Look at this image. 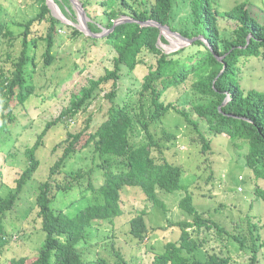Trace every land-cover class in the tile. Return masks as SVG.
<instances>
[{
  "label": "trees",
  "instance_id": "1",
  "mask_svg": "<svg viewBox=\"0 0 264 264\" xmlns=\"http://www.w3.org/2000/svg\"><path fill=\"white\" fill-rule=\"evenodd\" d=\"M54 1L68 6L69 13L62 9L66 17H75L69 0ZM78 2L90 18L87 30L94 36L90 35L89 39L114 49L113 68L106 69L100 77L88 79L87 84L72 95L69 105L45 124L34 144L26 148L25 168L16 178L15 186L0 196V256L4 257V264H84L78 246L88 241V228L94 221L103 219L113 223L115 218L122 216L121 195L127 189H137L147 202L164 211L166 207L158 198V190L170 193L185 189L181 183V167L166 158L162 146L163 142L175 140V134L164 131L161 137L156 138L150 127L170 110L175 111L197 132L199 123L192 120L191 114L196 115L214 134H224L232 141L246 142L247 166L256 179L264 180V91H243L236 81L240 62L250 57L264 58V12L262 19L258 20V13H254L253 6L247 1L236 3L229 10H222L217 0H188L187 14L182 21L184 26H179L173 20L176 0ZM34 3L39 11L33 17L25 22L12 23L22 29L19 54L14 59L7 54L6 59L0 61L4 63H0L2 125L13 122L14 109L18 105L23 107L30 97L36 96L37 87L46 89L49 85L51 74L47 76L45 72L49 71L55 60L54 45L58 28L64 26L72 29L73 36L80 34L76 28L64 25L51 14L47 0H34ZM92 3L102 8V14L107 18L104 25L107 33L100 37L96 35L102 32V28L97 26L95 16L89 10ZM122 15L128 19L117 22ZM221 17L237 23L230 36L222 35L218 24ZM148 21L179 32L191 40L190 45L171 53L163 52L158 47V42L163 41L160 28L147 24ZM38 25H42L43 31L36 36L33 28ZM13 37L14 33L7 23L0 21V48L10 43ZM191 47L198 48L192 59H182L180 55ZM38 51L41 52L39 62L43 63L39 71L36 70L39 68ZM144 52L154 60L149 62L139 88L131 90L123 104H114L122 68L133 71L142 63L140 55ZM109 81H112V87L103 97L112 104L105 119L94 131H89L91 119L88 118L87 124L79 132L68 133L60 143L63 145L62 155L50 165L48 178L39 185L34 222L44 233L43 241L29 255L7 259L4 255L6 246L18 240L16 236L13 239L6 216L14 209L24 186L40 166L36 152L43 145V137L63 117L73 118L84 112ZM186 84L198 96V100L191 102L190 111L174 103H164L162 97L167 90ZM138 129L142 130L143 135L141 143L137 145L130 136ZM200 139L203 142L202 150L206 152L211 140L201 134ZM85 149L91 151L90 166L86 164L68 170L61 180L56 179L55 176L62 174L66 168L67 161L76 155H83ZM95 158L100 162H96ZM113 160H119L120 163L115 172L108 170ZM96 171H101L98 177ZM93 175L96 179L101 178L102 183L96 182ZM82 185H85V189L78 190L79 197L73 198L66 208L55 209L53 204L57 198L73 193L74 189ZM87 190L93 199L85 194ZM255 192L264 200V190L257 188ZM179 207L193 219L170 223L179 228V237L166 242L163 250L155 253L152 264H230L227 253L222 251L205 250L200 257L198 251L203 242L193 239L187 230L193 226L214 228L220 237L231 238L241 250L250 251L252 264H258L259 253L264 251V216L257 217L253 222L251 216L247 215L235 221L234 229L229 231L203 217L192 203L190 193L186 192L180 199ZM134 211L127 222L128 234L137 243L143 244L146 238L150 239L151 229L145 219L147 211L145 208ZM117 255V263H111L103 257H97L93 263L128 264L125 257L119 253Z\"/></svg>",
  "mask_w": 264,
  "mask_h": 264
},
{
  "label": "rangeland",
  "instance_id": "2",
  "mask_svg": "<svg viewBox=\"0 0 264 264\" xmlns=\"http://www.w3.org/2000/svg\"><path fill=\"white\" fill-rule=\"evenodd\" d=\"M69 1L71 8L76 13L73 18L66 17L62 12L64 9L69 13L65 3L47 0V4L54 17L64 25L73 26L80 34L73 36L72 29L64 26L58 28V36L54 45L55 60L49 71L45 72L47 76L49 73L51 74L49 85L46 89L37 87L36 96L30 97L23 107L18 105L14 109L13 122H6L5 125L0 124V196L5 195L10 188L15 186L16 178L27 164L25 150L34 144L45 124L55 119L61 110L69 105L72 95L86 85L88 79L100 77L104 75L106 69L113 68V58L116 55L114 49L100 41L93 43L89 39L90 35L94 36L87 30V22L90 18L86 16L78 0ZM217 1L222 10H229L236 3L247 1L253 6L254 13H258V20L263 17L264 0ZM187 3L188 0H176L175 2L173 20L179 26H184L182 21L187 14ZM89 10L95 16L94 21L97 26L102 28V32L96 36L100 37L106 34L107 29L104 25L107 18L102 14V8L92 3ZM38 11L39 8L34 0H0V21L7 23L14 33L10 43L3 45L2 49L0 48V61L6 59L7 54H10L11 59H14L21 48L20 32L22 29L13 26L12 23L25 22ZM127 19L125 15H122L117 22ZM218 24L223 36H230L237 25L236 21L227 17L219 18ZM42 29V25L35 26L34 34L39 36ZM160 36L163 37V41L158 42V47L166 53L190 45V42L179 32L171 30L167 26L160 29ZM197 50V47L188 48L180 56L189 61ZM39 51L37 53L39 67L36 68L37 71L43 64L41 61L39 62L41 53ZM140 56L142 63L137 65L133 71L129 72L125 67L122 68L121 77L117 82V96L114 99V104H123L128 93L139 88L149 62L154 60L146 52ZM5 64L8 65V62ZM236 81L243 91L251 89L264 91V58L250 57L240 62L236 72ZM111 87L112 81L103 85L99 96L84 112H80L73 118L63 117L43 137V145L36 152L40 166L32 179L24 186L14 209L6 216L13 239L17 237L18 240L11 246H6L7 250L4 251V255L7 259L29 255L43 241L44 233L34 222L36 220L35 198L39 191V185L48 178L50 165L62 155L63 145L60 143L67 137V134L79 132L87 124L88 118L91 119L89 131H94L105 119L112 102L104 98L103 95ZM187 88L188 84L171 88L163 94L162 100L164 103H174L178 107L190 111L191 102L198 100V96L193 90ZM1 113L0 109V115ZM191 118L199 123V132L188 125L173 110L150 126L156 138L161 137L164 131L175 134V140L163 142L162 146L166 158L181 167V183L185 189H178L170 193L158 190V198L163 201L166 207L164 211L147 202L137 189L125 190L121 195L123 215L115 218L113 223L103 219L94 221L88 228V241L85 244L82 242L79 244L78 249L82 253L84 264H96L93 262L97 257L117 263L119 261L118 253L125 257L128 264H152L155 253L163 250L166 242L175 241L179 237V228L170 225V223L192 221L193 219L179 207V201L186 192L191 194L192 203L203 217L217 222L229 231L234 229L235 221L240 218L250 215L251 220L255 222L257 217L264 216V200L255 192L257 188L264 190V180L256 179L247 166L245 158L248 149L247 143L240 140L232 141L224 134L216 135L209 131L204 122H201L196 115L191 114ZM200 134L211 140L210 148L206 152L202 150L203 142L200 139ZM142 135V130L138 129L131 134L130 138L138 145L142 141ZM86 149L83 155H76L68 160L62 174L59 173L55 178L61 180L63 174L68 170L84 167L86 164L90 166L92 155L91 151ZM95 161L100 162L98 158H95ZM113 161L108 170L115 172L118 171L120 163L119 160ZM100 172L96 171V177ZM96 177H94L95 181L102 183V179H96ZM84 182L86 184V181ZM84 189L85 185H82L80 188L74 189L73 193L62 195L55 200L53 206L56 210L66 208L73 198L80 196L79 191ZM85 194L90 198L93 197L90 196L88 190ZM144 208L147 211L145 219H147L148 227L151 230L150 239L146 238L144 243L140 244L128 234L129 225L127 222L134 214V210ZM244 223L246 225V221ZM187 230L193 239L203 242L200 251H198L200 257L205 250L222 251L227 253L230 264H252L250 251L241 250L231 238L220 237L214 228L193 226ZM88 260H90L89 263ZM0 264H4L2 256H0ZM258 264H264V251L259 253Z\"/></svg>",
  "mask_w": 264,
  "mask_h": 264
},
{
  "label": "water",
  "instance_id": "3",
  "mask_svg": "<svg viewBox=\"0 0 264 264\" xmlns=\"http://www.w3.org/2000/svg\"><path fill=\"white\" fill-rule=\"evenodd\" d=\"M147 24L155 25V26L159 27L160 29H162V28H164V27L166 28V26H164V25L162 26V25L156 24V23H154V22H152V21H148ZM187 41H188V42H191V40H188V39H187ZM220 73H222V71H221ZM223 104H225V102H224Z\"/></svg>",
  "mask_w": 264,
  "mask_h": 264
}]
</instances>
